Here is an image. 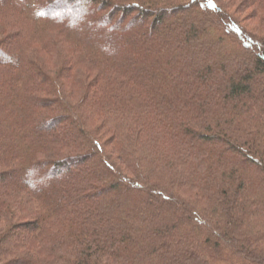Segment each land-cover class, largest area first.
<instances>
[{
	"label": "trees",
	"instance_id": "16d2710c",
	"mask_svg": "<svg viewBox=\"0 0 264 264\" xmlns=\"http://www.w3.org/2000/svg\"><path fill=\"white\" fill-rule=\"evenodd\" d=\"M241 1L0 0V264H264Z\"/></svg>",
	"mask_w": 264,
	"mask_h": 264
},
{
	"label": "rangeland",
	"instance_id": "374dc122",
	"mask_svg": "<svg viewBox=\"0 0 264 264\" xmlns=\"http://www.w3.org/2000/svg\"><path fill=\"white\" fill-rule=\"evenodd\" d=\"M227 1H230V3H231V5H233V7H234V9H235V11L239 8H241L242 6H243V2L241 1V0H227ZM243 9H245V8H243ZM242 9V10H243ZM253 8H249V9H247V10H245V11H242V13H240L238 16L239 17H241V19H242V24H244V25H247L249 28L251 27V28H253V27H255V28H253L254 30H256V31H258V27H256L255 26V24L258 22L257 21V18L256 17H251L252 15H250L251 14V12L253 11L252 10ZM235 16H237V14H235ZM237 16V17H238ZM264 30H260V32L262 33ZM1 55V57H4V58H7V57H9L11 54H12V49H11V46H10V44L8 43V44H6L5 46H3V48H2V52L0 53ZM48 65H49V67L51 68V69H55V66H54V64H53V62H49L48 63ZM94 163H95V161H93ZM98 162H96V164H97ZM256 217H258L259 218V216L257 215Z\"/></svg>",
	"mask_w": 264,
	"mask_h": 264
}]
</instances>
